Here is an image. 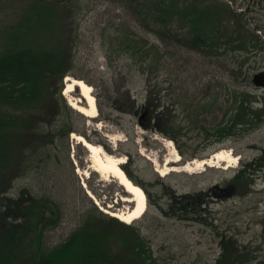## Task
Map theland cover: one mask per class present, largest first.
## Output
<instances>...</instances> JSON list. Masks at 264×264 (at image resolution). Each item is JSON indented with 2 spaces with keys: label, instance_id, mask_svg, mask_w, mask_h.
Here are the masks:
<instances>
[{
  "label": "rangeland",
  "instance_id": "1",
  "mask_svg": "<svg viewBox=\"0 0 264 264\" xmlns=\"http://www.w3.org/2000/svg\"><path fill=\"white\" fill-rule=\"evenodd\" d=\"M222 1L237 13H245L252 27L259 25L264 41V0ZM28 2L0 0V51L17 32L22 16L27 13ZM193 2L195 0H165L167 14L178 15L181 8ZM78 3V10L75 5H56L62 26L55 28V32L64 36L67 43L65 27L75 19L77 40L72 52L73 65L69 69L74 76L66 77L82 81L91 88L97 115L87 118L77 111L78 117L59 112L57 116H61L64 123H71L79 134L71 133L67 137L62 131L54 133L53 126L54 129L40 133L47 146L36 155V162L27 175L12 182L6 197L15 199L26 192L46 205L43 217L50 219L53 225H47L41 236L43 245L48 246L64 242L90 214L115 219L110 212L128 211L132 205L124 199H130L129 195L117 181L102 180L89 168L87 151L72 139V136H80L102 147L106 154L122 159L123 172L127 171L144 186L145 190L140 187L146 196L143 215L130 224L116 221L133 226V233H140L149 243L159 264H215L222 252L221 243L226 240L236 242L249 258L264 264V165L259 166L256 161L264 152V123L247 132L237 127L234 135L221 140L208 133L217 125L224 127L235 94L255 99L264 96V53L241 56L235 62L240 66L247 57L242 71L247 72L250 84L245 85L235 78V75L240 77V67L233 69L228 58L210 60L184 46L158 40L152 22L144 16L143 5L130 0H81ZM196 3L198 5L199 1ZM162 28L164 32L166 28ZM30 41L36 42V39L28 32L21 35L18 44L23 42L28 46ZM56 46L63 48V40ZM126 48L138 55L143 49L158 53L163 58L162 66L157 68L152 64L149 69L142 68L135 59H126L125 54L119 53ZM259 74L263 75L259 79L262 85L255 86L252 80ZM65 78L61 95L67 105L71 102L86 107L79 89L74 88L64 95ZM148 81L163 89L166 104L172 99L171 103L177 105L176 120L182 127L178 145L152 129V119L145 127L139 108L146 97ZM50 86L52 99L56 100L59 85L53 82ZM252 106L260 107L258 103ZM32 141L28 145L37 143V140ZM220 151L236 157L234 166L192 168L188 173L169 171L210 159ZM175 154L178 162L173 163ZM249 165L248 181L242 179L235 186L234 176ZM164 171L166 174L162 175ZM222 189L226 190L224 195L219 194ZM198 192L208 193L201 215L189 214L184 220L171 213L172 198ZM92 206L96 213L89 211Z\"/></svg>",
  "mask_w": 264,
  "mask_h": 264
},
{
  "label": "trees",
  "instance_id": "2",
  "mask_svg": "<svg viewBox=\"0 0 264 264\" xmlns=\"http://www.w3.org/2000/svg\"><path fill=\"white\" fill-rule=\"evenodd\" d=\"M28 1L25 5L27 13L22 16L17 32L0 51V264H159L149 243L140 233H133V226L106 219L101 214L99 218L92 217L87 211L90 216L64 242L55 246L43 245L41 234L47 225H53L50 219L43 217L46 205L26 192L15 199L6 197L12 182L27 175L36 162V155L47 146L40 133L55 128L54 133L62 131L67 137L71 133L79 134L71 123H64L61 116H57L59 112L69 116L80 115L67 105L61 95L63 79L68 74L72 75L69 72L77 40L75 19L65 27L68 31L65 43V37L55 32V28L62 26L55 7L75 5L78 10L81 0ZM198 1V5L195 0L189 7L181 8L178 15L175 12L170 15L167 14L165 0H130L138 6L143 5L144 16L152 22V30L158 40L184 46L210 60L228 58L233 69L240 67V77L235 75V78L245 85L250 84L247 72L245 69L242 71L247 57L238 62L240 66L235 62L241 56L264 53L263 29L259 25L252 27L245 13H237L227 2ZM258 3L261 4L260 1ZM162 27L166 28L164 32ZM28 32L36 42L30 41L28 46L23 42L18 44L21 35ZM60 39L63 40V48L56 46ZM119 53L125 54L126 59H135L142 68L149 69L152 64L160 68L163 63L162 56L146 49L140 52L141 55L130 52L129 48ZM53 82L59 85L56 100L52 99L53 94L49 90ZM148 82L146 97L139 108L145 127L152 119V129L178 145L182 127L176 120L177 105L171 103L172 99L166 104L163 89H159L157 84L151 85L152 81ZM255 103L260 107L252 106ZM232 104L224 127L217 125L208 132L210 136L221 140L234 135L237 127L239 131L247 132L264 123V96L255 99L235 94ZM32 140H37V143L28 145ZM256 161L259 166L264 165V152ZM250 166L234 176L232 183L235 186L242 179L248 181ZM125 173L135 185L145 190L127 171ZM225 192L224 189L219 194L224 195ZM207 196L208 193L198 192L172 198L171 213L184 220L189 218V214L199 216L207 204ZM89 211L96 213L93 206ZM191 218L195 220L197 217ZM220 247L222 252L215 264H261L244 254L245 249L236 242L226 240Z\"/></svg>",
  "mask_w": 264,
  "mask_h": 264
},
{
  "label": "bare ground",
  "instance_id": "3",
  "mask_svg": "<svg viewBox=\"0 0 264 264\" xmlns=\"http://www.w3.org/2000/svg\"><path fill=\"white\" fill-rule=\"evenodd\" d=\"M66 88L64 91V95L71 93L74 88L79 89L80 95L83 98L86 107H81L77 104L69 103V105L81 113L83 116L87 118H95L97 115V110L95 107L94 98L91 95V88L84 84L82 81L70 79L68 77L65 78ZM72 139L83 146L88 153V163L89 168L102 180L114 179L117 183L123 188L124 192L129 195L130 199H124L125 202L131 203V208L128 211H114L110 212V215L115 219L121 221L125 224H130L136 219H139L145 209H146V196L144 192L135 184H133L126 174L123 172L121 165L124 161L120 158H114L111 155H108L104 152L102 147L99 145H92L87 143L80 136H72ZM173 163L178 162V157L175 154L174 159L171 161ZM170 161L167 165H169ZM236 163V157L232 156L230 153L225 151H220L215 153L210 159H204L201 161H194L193 163L186 165L178 170L174 168H170L169 171L173 172H191L192 168L200 169L203 167H217L221 164L225 165L223 168H229L234 166ZM195 165V167H193ZM162 175H165L166 172H161ZM87 176V174H84Z\"/></svg>",
  "mask_w": 264,
  "mask_h": 264
},
{
  "label": "water",
  "instance_id": "4",
  "mask_svg": "<svg viewBox=\"0 0 264 264\" xmlns=\"http://www.w3.org/2000/svg\"><path fill=\"white\" fill-rule=\"evenodd\" d=\"M263 75L259 74V75H255L253 77V80H252V83L255 85V86H260L262 85V83L259 82V79L262 78ZM87 143L90 144V142H88L85 138H83Z\"/></svg>",
  "mask_w": 264,
  "mask_h": 264
}]
</instances>
